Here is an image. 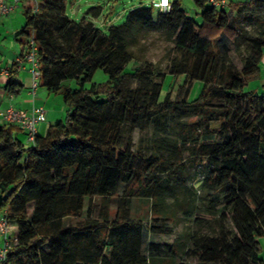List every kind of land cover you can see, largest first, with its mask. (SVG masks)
Segmentation results:
<instances>
[{
	"label": "trees",
	"instance_id": "16d2710c",
	"mask_svg": "<svg viewBox=\"0 0 264 264\" xmlns=\"http://www.w3.org/2000/svg\"><path fill=\"white\" fill-rule=\"evenodd\" d=\"M67 1L24 10L21 57L33 36L41 86L63 96L67 113L28 147L16 137L18 126H0V211L17 238L3 264H264V96L250 89L264 56V20L247 19L262 29L256 38L238 24L243 9L264 0L229 10L193 0L200 21L174 0L169 12L135 9L107 31L90 18L101 7L76 21ZM145 32L163 34L176 54L166 74L140 66L138 86L125 87ZM244 42L251 52L238 70L227 54ZM99 70L105 84L92 83ZM168 74L185 80L175 99L163 91ZM194 82L203 88L189 101ZM149 129L150 141H134L136 130ZM191 169L203 178L206 213L189 184ZM141 198L152 203L150 227L132 217ZM180 214L195 216L201 228L171 244H147L148 233L171 232L163 225Z\"/></svg>",
	"mask_w": 264,
	"mask_h": 264
},
{
	"label": "rangeland",
	"instance_id": "374dc122",
	"mask_svg": "<svg viewBox=\"0 0 264 264\" xmlns=\"http://www.w3.org/2000/svg\"><path fill=\"white\" fill-rule=\"evenodd\" d=\"M226 1V9L229 10L232 3L236 4L245 2L247 0ZM40 2L41 0H36L35 3ZM31 3L33 4L34 2ZM239 6L241 7V5ZM93 7H101L102 11L99 17L94 18L90 16V18L93 19L94 23L99 28H102L105 31H107L110 26H119L124 24L128 17V14L132 10L139 8H149L153 10L155 17L158 13V10L152 7V0H68L67 14L71 19L80 21L84 16H87V12L90 8ZM233 7L234 5L232 4L231 8ZM17 8H20L19 11L23 12L24 5L20 4ZM183 8L187 12L189 17L196 18L198 21H200V16L198 15L199 9L197 8L193 0H183ZM249 16L264 20V6L260 8L255 4H251L243 9L242 13L238 17V24L240 26L241 32H246V36L249 38L260 37L262 29L260 28L259 24L251 23L250 21H248L247 19ZM133 51L135 60L130 62L126 67L124 82L125 87L138 86V82L133 78V73L135 69L140 66L151 65L157 73L166 74L168 72V66L172 58L176 54L174 51V43L168 41L163 34L157 32H145L141 36L140 42L133 48ZM250 52L251 49L249 45L244 42L241 43L239 48H236L235 46L231 47L227 55L235 64L236 68L238 70H242L244 59L250 55ZM107 81V74L103 70H99L95 73L92 83L105 84ZM92 83H89L88 86H91ZM255 83L256 82L254 79H252L250 82L251 86H254ZM72 86L74 87V83L72 84ZM184 86L185 80L183 76L174 77L168 74L164 82L163 91L165 94L171 93L172 98L175 99L178 97L182 90V87ZM202 88V82H194L189 90L188 100L193 101L197 99L202 91ZM53 97H58L57 99H60V103L56 101L57 99L55 101L53 100L51 108H56L55 111L57 112L60 110V115H62L61 108L65 107L67 113V107L64 103L63 96L61 94H54ZM66 113L64 112L63 114L64 120L66 119ZM151 134V129L144 132L136 130L133 139L136 143H138L141 137H144L145 141H150ZM189 178V184L194 185L195 189L198 190V195L200 197L198 202L200 207L199 210L202 209L201 212L206 213V210L209 206L207 203H205V198L208 194L200 188L203 178L201 176L199 177L198 172H196V170L194 169H191ZM95 202L96 204H98L100 202V199L96 198ZM151 206L152 203L150 199H135L132 203L133 218L142 220L150 227V225L154 223V218L151 213ZM224 209L225 207L221 206L218 208V211L222 212ZM194 217L195 216L190 217L184 214H180V216L175 221L168 222L167 225H163L162 229H165V227H169V230L171 232H159V234L156 236H151V234L148 233L147 244L153 240L163 245L171 244L179 234L192 229H198L200 226L195 225V223L193 222ZM162 229H160V231ZM204 229L205 228H203V230H200L205 231ZM229 229H231L230 225ZM185 261L187 262V264H197L196 259L187 258Z\"/></svg>",
	"mask_w": 264,
	"mask_h": 264
},
{
	"label": "crops",
	"instance_id": "0c3cea01",
	"mask_svg": "<svg viewBox=\"0 0 264 264\" xmlns=\"http://www.w3.org/2000/svg\"><path fill=\"white\" fill-rule=\"evenodd\" d=\"M20 4L24 5L23 12L19 11L20 8H17L13 13L6 15L0 9V126L5 125L2 113L9 107L21 111H29L33 106H41L46 110V121L39 124L38 135L44 137L51 126L64 120L63 114L64 112L66 113V109L65 107L61 108L62 115H60V110L58 113L55 111L56 108H51L53 100L55 101L58 97H53L54 94L41 85L34 94L32 89L33 78L28 65L24 64L21 68L17 66V61L21 57L23 50H25L24 44L26 43V38L20 36L26 25L24 10L31 6L32 3L29 0H21ZM254 80L256 83L254 86L250 84V89L254 90L257 95L264 96V56L260 62V71ZM59 100L57 99L56 101L60 103ZM16 137L26 147L29 146L25 131L19 129ZM3 213L4 210L0 211V217ZM1 245L2 241L0 239V247Z\"/></svg>",
	"mask_w": 264,
	"mask_h": 264
},
{
	"label": "built area",
	"instance_id": "2783aa9c",
	"mask_svg": "<svg viewBox=\"0 0 264 264\" xmlns=\"http://www.w3.org/2000/svg\"><path fill=\"white\" fill-rule=\"evenodd\" d=\"M34 2L33 6L34 12L38 11V3L36 0H30ZM167 10H161L155 6L154 0H152V7L159 10L160 12L166 13L171 10L172 3ZM251 1V0H247ZM21 0H0V9L3 14L9 15L16 10ZM211 5L220 9L226 8V0H210ZM24 64L28 65L29 71L32 75V89L35 91L40 87L42 82V71L39 57V48L33 36L29 37L27 40V50L25 55L20 57L17 61V66L19 68L23 67ZM7 72V71H6ZM3 121L5 124H12L18 126L22 131L27 133V141L30 145H34L38 136V126L41 122L46 121V110L41 106H33L29 111L17 110L13 107H9L2 113ZM0 239L2 245L0 247V264H3L7 255L12 249L13 245L16 243L17 238L15 234V229L11 225L9 219L6 216V211L0 217Z\"/></svg>",
	"mask_w": 264,
	"mask_h": 264
},
{
	"label": "clouds",
	"instance_id": "9594fccd",
	"mask_svg": "<svg viewBox=\"0 0 264 264\" xmlns=\"http://www.w3.org/2000/svg\"><path fill=\"white\" fill-rule=\"evenodd\" d=\"M154 2H155V6L163 11L168 9L171 0H166V2L165 0H154Z\"/></svg>",
	"mask_w": 264,
	"mask_h": 264
},
{
	"label": "snow or ice",
	"instance_id": "6c2138e0",
	"mask_svg": "<svg viewBox=\"0 0 264 264\" xmlns=\"http://www.w3.org/2000/svg\"><path fill=\"white\" fill-rule=\"evenodd\" d=\"M165 2H166V0H165Z\"/></svg>",
	"mask_w": 264,
	"mask_h": 264
}]
</instances>
